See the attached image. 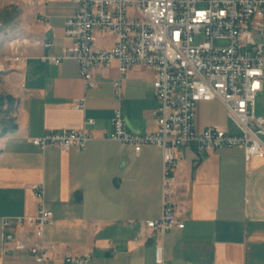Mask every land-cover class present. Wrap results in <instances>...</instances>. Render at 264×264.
Segmentation results:
<instances>
[{
	"label": "crops",
	"instance_id": "1",
	"mask_svg": "<svg viewBox=\"0 0 264 264\" xmlns=\"http://www.w3.org/2000/svg\"><path fill=\"white\" fill-rule=\"evenodd\" d=\"M8 6L0 15L15 11L18 26L0 48V96L10 117L0 124V264H77L63 255L86 250L92 252L89 264H156L159 238L147 221L162 213L163 149L147 144L136 152L131 144L105 137L119 105L129 131L156 130L155 72L132 65L121 76L113 64L94 69L97 86L86 88L76 59L54 63L43 58L63 55L71 42L65 20L77 3L11 0ZM254 31V40L264 43V33ZM106 38L111 42L102 41ZM48 39L52 45H45ZM96 42L111 46L114 38L98 32ZM16 54L22 60H15ZM82 95L86 107L74 108V98ZM228 113L220 100L199 102L197 130L218 124L238 132L228 124ZM86 118L95 123L86 124ZM82 127L92 134L85 148L42 149L31 141L49 130ZM35 182H44L45 205L54 213L45 233L62 249L54 261L40 262L28 249L3 250L1 217L38 212ZM174 184L172 198L184 225L163 238L167 264H264V156L247 161L237 146L198 153L195 144L185 145L179 149ZM18 234L38 241L28 228H18Z\"/></svg>",
	"mask_w": 264,
	"mask_h": 264
},
{
	"label": "built area",
	"instance_id": "2",
	"mask_svg": "<svg viewBox=\"0 0 264 264\" xmlns=\"http://www.w3.org/2000/svg\"><path fill=\"white\" fill-rule=\"evenodd\" d=\"M77 11L65 20V34L71 42L61 56H43L51 62L76 59L86 88L97 86L94 69L117 64L121 76L132 65H144L155 72L153 81L158 106L153 113L155 131L127 129L122 107L115 108L112 128L105 137L134 146L140 152L147 144L163 149L164 200L162 213L149 219L147 226L157 235L155 263L167 264L163 238L173 227L184 225L174 201V168L179 149L195 144L202 153L225 146L243 149L250 161L264 156V114L256 111L257 94L264 89V43L254 40L253 31L264 33V0H73ZM111 35V46L97 45L96 34ZM45 45H52L50 39ZM15 60H22L19 54ZM2 69H0L1 71ZM121 98V78L115 81ZM220 100L227 108L238 132L209 124L196 128L201 101ZM83 110L86 96L73 100ZM94 124V118H86ZM92 134L85 127L49 130L31 141L42 149L58 146L85 148ZM40 201L32 215L1 217L4 252L28 249L40 262L62 256L59 242L46 240L54 213L45 205V184L31 185ZM18 228H28L36 242L22 239ZM66 261L89 264L91 250L63 255Z\"/></svg>",
	"mask_w": 264,
	"mask_h": 264
},
{
	"label": "rangeland",
	"instance_id": "3",
	"mask_svg": "<svg viewBox=\"0 0 264 264\" xmlns=\"http://www.w3.org/2000/svg\"><path fill=\"white\" fill-rule=\"evenodd\" d=\"M10 1L11 0H0V9H2L4 7L5 8L9 7L8 3ZM2 12H3V9H2ZM17 17H18V15L16 14L15 11L14 12L9 11L4 15H0V32L5 34V38L2 37L3 35H0V48H4L3 45L5 44V42L8 39V34L14 32L15 28L18 26ZM253 35L256 37L255 31H253ZM102 41L103 42H111V38L102 39ZM2 55H4V54H0V56H2ZM256 105H257V107H256L257 113L258 114L263 113L264 112V89L257 94ZM8 110H9V106L7 105V108L3 109L0 117L1 116L2 117L8 116V114H9ZM9 118L10 117H7L6 119L9 120ZM227 119H228L227 122L231 126V128L236 129L234 121L231 118V116L229 115V113H228ZM0 126H2V125H0Z\"/></svg>",
	"mask_w": 264,
	"mask_h": 264
},
{
	"label": "trees",
	"instance_id": "4",
	"mask_svg": "<svg viewBox=\"0 0 264 264\" xmlns=\"http://www.w3.org/2000/svg\"><path fill=\"white\" fill-rule=\"evenodd\" d=\"M7 98V100L8 101H11L12 102V98L10 97V96H7L6 97ZM4 105H5V97H3V96H0V115H1V113H2V111H3V109H4ZM5 117H0V124H3V123H5Z\"/></svg>",
	"mask_w": 264,
	"mask_h": 264
}]
</instances>
